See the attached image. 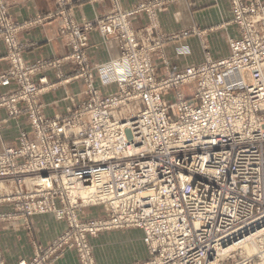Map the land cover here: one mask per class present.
<instances>
[{
	"label": "built area",
	"instance_id": "obj_1",
	"mask_svg": "<svg viewBox=\"0 0 264 264\" xmlns=\"http://www.w3.org/2000/svg\"><path fill=\"white\" fill-rule=\"evenodd\" d=\"M232 4L241 35L231 40V54L165 77L151 58L160 42L132 26L144 4L113 10L97 25L73 23V35L66 25L72 42L87 40L83 28L118 37L120 56L92 68L117 91L103 96L90 84V98L67 116L32 113L34 139L22 132L19 145L0 153V181L17 185L5 201L17 200L26 216L53 213L70 225L19 264H48L72 247L82 264H94L86 236L131 227L144 232L152 255L145 264H264V4ZM10 38L5 42L15 43ZM13 57L18 67L0 75V88L14 81L19 88L0 92V112L15 118L19 102H37L38 87L21 55ZM72 57L86 63L82 52ZM189 86L191 99L180 92ZM83 187L111 217L82 220L75 209L89 203ZM251 232L255 253L244 247ZM234 243L239 251L219 255Z\"/></svg>",
	"mask_w": 264,
	"mask_h": 264
},
{
	"label": "crops",
	"instance_id": "obj_2",
	"mask_svg": "<svg viewBox=\"0 0 264 264\" xmlns=\"http://www.w3.org/2000/svg\"><path fill=\"white\" fill-rule=\"evenodd\" d=\"M153 1L68 0L63 8L70 12L77 24L83 25L103 18L116 9L137 10L142 4L147 6V11L141 10L134 15L132 26L136 30L153 28L152 40L162 41L165 38L160 52L154 54L157 73L162 76L202 64L207 58L220 59L229 56V40L238 35L236 26L231 22L230 0H166L161 5H153ZM7 3L14 20L22 26L17 37L22 46L21 57L26 64L58 60L59 66L54 65L39 71L36 80L42 76L47 78L48 84L41 95V101L47 106L46 113L53 115L61 112V108L72 102L71 96L79 98L84 86L81 80H75L66 84L65 88L56 84L49 87L58 81V73L65 76L75 73L69 39L60 32V18L52 17L59 9L58 0H7ZM185 32L189 33L185 35ZM169 37L171 38L168 40ZM186 49L190 54L180 55V51L184 52ZM7 51L4 42L0 41V73L10 66ZM120 54V44L114 36H106L100 31L90 33L85 60L92 68L114 60ZM99 83L98 81L97 88L102 94L115 92L117 89L116 86H100ZM0 117H6L3 110ZM25 129L23 119L12 118L3 124L0 128V152L4 148L16 146L20 133ZM4 192L8 191L5 189ZM14 209L12 205L0 204L1 213L11 214L15 212ZM67 226L66 221L58 220L53 214L26 218L16 213L0 221V247L6 264H19L20 260L32 258L39 245H49ZM142 239V231L136 229L101 235L98 244L111 250L107 254L105 252L106 258L102 259L97 255V259L100 258L107 264L142 262L149 258ZM56 264L80 263L76 253L69 250Z\"/></svg>",
	"mask_w": 264,
	"mask_h": 264
},
{
	"label": "rangeland",
	"instance_id": "obj_3",
	"mask_svg": "<svg viewBox=\"0 0 264 264\" xmlns=\"http://www.w3.org/2000/svg\"><path fill=\"white\" fill-rule=\"evenodd\" d=\"M166 0H154L153 1V5H156V4H162L163 2H165ZM68 0H58V6H59V9L57 12H55L52 17H59L60 20H61V27H60V32L68 37L69 39V42H70V45H71V49H72V54L73 53H80L82 52V54L84 55L85 57V52H86V48L88 47L89 45V35L92 31H98L97 28H94V29H89V30H84V28L82 29L84 31V33L87 35V40L85 42H83L82 40H80L79 38H75L73 36V42L76 44V49L72 48V45H73V42H72V35H73V23H77L76 20H74V17L71 16L70 12L66 11L63 7L66 6ZM260 2L262 4H264V2L262 0H260ZM230 3H231V8H232V24H234L236 26V29H237V36L235 37H232L230 38L229 40V47L231 49V40L233 38H239V36L241 35V29L239 27V25L234 22V14H233V4H232V0H230ZM158 6V5H157ZM62 7V8H61ZM141 7V6H140ZM139 7V8H140ZM121 10V9H120ZM121 11H124V10H121ZM125 11H128V10H125ZM142 11H146V10H142ZM51 18V17H49ZM44 19V18H43ZM37 20V19H36ZM34 20V21H36ZM100 19H97L96 21H91V22H88V23H85V24H94V25H97L98 21ZM38 21H41V20H38ZM37 22V21H36ZM66 25H67V28L68 26L71 27V32H72V35H71V32L68 31V29L66 28ZM84 25V24H83ZM22 26L16 22L12 16V13L10 12V9H9V6H8V3H7V0H0V41L4 42V44L6 45V48H7V59L8 61L10 62V66L9 68L4 71V72H1L0 75L2 74H10L12 75V71L15 70L17 67H18V64L16 63V59L14 56L15 52H17L18 54L22 55L23 53L21 52L22 50V46L21 44L19 43L18 41V31L19 29L21 28ZM152 29V35H153V28H144V29H140V30H137V31H141V30H148V32H150ZM136 30V29H135ZM189 32H185V35H187ZM7 36H13L14 40L16 39L15 43H11V44H7L5 41H6V37ZM13 38H10V39H13ZM114 38L119 42V39L117 36H114ZM171 37L167 38L168 40L170 39ZM166 39V40H167ZM167 40V41H168ZM156 41H159L160 42V47L158 49H156L155 51L151 52V58H152V62L156 68V71L158 72V67H157V64L155 62V59H154V54L155 53H158L160 52V49H162L163 47V43L165 41V38H163V40H155ZM154 41L152 40V43ZM86 43V44H85ZM85 44V45H84ZM155 44V43H154ZM77 51V52H76ZM189 51L186 49L184 50V52H181L180 51V55H189ZM230 54H231V51H230ZM229 54V55H230ZM23 59V58H22ZM207 59H210V58H207ZM222 59V58H220ZM220 59H212V60H220ZM70 60V59H69ZM24 63L26 64L25 60L23 59ZM71 61L73 62V65L75 66V73L72 74V76H65L64 74H60L58 73L57 77H58V81L55 82L54 84H51L49 85V87L51 86H54L55 84L56 85H62L63 87L65 86L66 87V84L68 83H72V82H75L76 81H82L83 82V86L84 88L81 89L79 95L77 98L78 99H75V96H71V101L72 102H69L64 108H61L63 110H61V112H58L53 115H48L46 113V109H47V106L44 102L41 101V95H42V92L44 91L45 87L47 86L48 82H47V78L42 76V77H39V80H36V76H37V73L41 70H45V69H48L50 67H53L54 65L55 66H59V63H58V60L57 61H47V62H36V63H31V64H26V65H23L25 68H27L28 70H30V74L32 76V80L34 81V83L36 84V86L38 87V93L35 95V100L37 102H19L18 106L19 108H21L22 110V113L19 117H12V116H7V114L5 113L6 117L5 118H1L0 117V128L3 126V124H6V122L9 120V119H23L24 120V123H25V127L26 129L25 130H22V132H27V134L29 135L30 139H34L35 137V132H34V126H33V117H32V113H39L40 115H42L43 117H46V118H49V119H54L56 117H64V116H67L71 110H73L75 107H77L79 104L83 103L84 101H86L87 99L90 98V95H89V90H90V84H94L95 87H98L97 86V82L99 81L100 83V86L103 85L102 81L100 80V77L98 75H96V71L93 69L92 70V67L90 66V64H88L87 62L86 63H82L80 62L79 59L77 58H74L72 57ZM164 63L165 60H163ZM60 62V61H59ZM105 64V63H103ZM102 65V64H100ZM99 65V66H100ZM83 69V70H82ZM170 73V72H169ZM167 73V74H169ZM167 74L165 76H167ZM159 77H165V76H162L160 74H158ZM105 86V85H103ZM106 86H109V87H112V86H116L115 84H109V85H106ZM64 87V88H65ZM117 87V86H116ZM19 88V83L17 81H14L13 84H12V87L11 88H0V92L1 93H10V94H15L18 92V89ZM98 89V88H97ZM99 92H100V89H98ZM117 91V89L115 90V92ZM183 92L186 97L188 98H193L194 96V91H193V88L192 87H185L183 89L180 90V92ZM101 93V92H100ZM111 92H109L108 94H110ZM102 94V93H101ZM108 94H102L103 96L105 95H108ZM167 99L169 101H174L175 99V94L174 93H169L167 95ZM4 110V109H2ZM22 132L20 133V136H19V139H18V143L17 145L20 144V141H21V134ZM16 145V146H17ZM16 146H12V147H16ZM7 148H11V147H7ZM6 148H4L1 152H3ZM0 152V153H1ZM7 190L8 192H4V190ZM16 189H17V185H15V183H12L11 181H0V204H6V205H12L14 206V210L15 212L9 214L8 212H3L1 213L0 212V215H4V218L3 219H0V221L2 220H6L7 218H10L11 216H14L16 213L17 214H20L26 218H29V217H32V216H35V215H31V216H26L25 214L23 213H20L19 212V209H18V201L15 200V199H12V200H8V201H5V199L7 198L8 194H14L16 192ZM56 202H57V205L59 207L62 206V203L60 200L56 199ZM86 202H89L88 204L86 205H78V207L75 209L76 210V213L82 218V220H85V221H89V220H93V219H102V218H108L109 216L111 217L112 213L111 211L107 208V206L105 205H93L92 203H90L91 201H86ZM79 204H82L81 202H78ZM48 214H53V213H48ZM54 215V214H53ZM55 216V215H54ZM57 218V216H55ZM58 219V218H57ZM58 220H64L67 222V228L64 232H62L57 238H55L49 245H51L56 239H58L60 236H62L66 231L70 230V225H69V222L67 219H58ZM129 229H136V230H141V229H138V228H119V229H107V230H103L97 234H92V233H89L87 236H86V239H87V243H88V250H89V253H90V256L92 257L93 259V262L94 264H107L106 262H104L102 259L106 258L105 257V252L106 254L111 250V248H106L100 244H98V239L101 235H104V234H108V233H111V232H114V231H121V230H129ZM142 231V230H141ZM260 232V230H257V234ZM143 233V238H144V232L142 231ZM251 236V237H250ZM250 236H249V241L247 242V244L244 245L245 249H247L249 252L251 253H255V249L257 247V244H256V237L257 235L255 234H252V232L250 233ZM143 243L145 244L144 242V239H142ZM228 244V243H227ZM47 245V246H49ZM47 246H43V245H39V247H47ZM236 246V243L232 244L231 246H228V247H225V249L229 250V248L231 249L232 247ZM145 247H146V250H147V255L149 256L148 259L144 260V261H139V262H135L133 264H145L147 262H149V260L151 259L152 255L150 254L149 250H148V247L147 245L145 244ZM37 248V249H38ZM238 247L234 248L231 250V252H236V251H239V249H237ZM69 250H72L76 253L77 257H78V260H79V263H81L80 261V252L72 247V248H66L63 250V253L61 254V256L59 258H55V259H52L48 264H56L61 258L62 256ZM105 250H108V251H105ZM0 252H1V256H2V262L3 264H6V261H5V258H4V254H3V251L0 247ZM228 252V251H227ZM221 253L220 256H223L225 254V256L227 255L226 253ZM37 255V250L34 252V255L32 258L30 259H23V260H26L28 262H31L33 261V259L35 258V256ZM97 255L98 257L102 258L100 260L97 259ZM104 255V257H103ZM100 260V262H99ZM22 260H20L21 262ZM102 262V263H101Z\"/></svg>",
	"mask_w": 264,
	"mask_h": 264
},
{
	"label": "bare ground",
	"instance_id": "obj_4",
	"mask_svg": "<svg viewBox=\"0 0 264 264\" xmlns=\"http://www.w3.org/2000/svg\"><path fill=\"white\" fill-rule=\"evenodd\" d=\"M83 198H86L85 200L86 201H91V202H94L95 201V199H93V194H94V191H93V189L92 188H85V187H83L82 189H81V191H80V193H79ZM258 234H260V232L258 233ZM257 234V235H258ZM256 237V236H255ZM236 247H238L237 245L236 246H234V247H232L231 249L229 248V250H227V249H225V247L223 246V248H220L219 250H218V252H219V255L221 254V253H225V252H227V253H229L232 249H234V248H236ZM226 253V254H227ZM223 256H225V254L223 255Z\"/></svg>",
	"mask_w": 264,
	"mask_h": 264
}]
</instances>
